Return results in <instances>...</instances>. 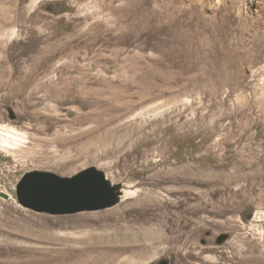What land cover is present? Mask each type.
Segmentation results:
<instances>
[{
    "label": "rangeland",
    "instance_id": "rangeland-1",
    "mask_svg": "<svg viewBox=\"0 0 264 264\" xmlns=\"http://www.w3.org/2000/svg\"><path fill=\"white\" fill-rule=\"evenodd\" d=\"M0 126V264H264V0H0ZM90 168L130 195L17 200Z\"/></svg>",
    "mask_w": 264,
    "mask_h": 264
},
{
    "label": "water",
    "instance_id": "water-1",
    "mask_svg": "<svg viewBox=\"0 0 264 264\" xmlns=\"http://www.w3.org/2000/svg\"><path fill=\"white\" fill-rule=\"evenodd\" d=\"M119 190L103 172L90 168L71 178L30 172L18 182L15 193L24 208L38 213L67 215L112 208L118 204ZM223 240L225 237L219 242Z\"/></svg>",
    "mask_w": 264,
    "mask_h": 264
},
{
    "label": "bare ground",
    "instance_id": "bare-ground-1",
    "mask_svg": "<svg viewBox=\"0 0 264 264\" xmlns=\"http://www.w3.org/2000/svg\"><path fill=\"white\" fill-rule=\"evenodd\" d=\"M20 140V134L14 129L7 128V126H0V147L4 149H13L17 142ZM130 195V192H124L119 190L118 204L122 200L126 199Z\"/></svg>",
    "mask_w": 264,
    "mask_h": 264
},
{
    "label": "built area",
    "instance_id": "built-area-1",
    "mask_svg": "<svg viewBox=\"0 0 264 264\" xmlns=\"http://www.w3.org/2000/svg\"><path fill=\"white\" fill-rule=\"evenodd\" d=\"M0 170L3 172L2 174L5 178L12 176L17 171V165L15 164H2L0 165ZM4 176H0V188H3L5 185Z\"/></svg>",
    "mask_w": 264,
    "mask_h": 264
}]
</instances>
